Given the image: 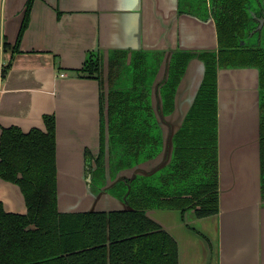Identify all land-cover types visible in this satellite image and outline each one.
Returning a JSON list of instances; mask_svg holds the SVG:
<instances>
[{"label": "flooded vegetation", "instance_id": "flooded-vegetation-1", "mask_svg": "<svg viewBox=\"0 0 264 264\" xmlns=\"http://www.w3.org/2000/svg\"><path fill=\"white\" fill-rule=\"evenodd\" d=\"M173 12L163 15L162 32L147 45L112 48L108 54L100 49L83 65L82 73L101 86L100 150L94 154L86 149V175L102 184L114 180L111 192L118 201L113 204L128 207L119 210H146L148 215L154 208H172L182 210L184 217L187 211L203 216L212 211L217 193L212 185L215 163L212 151L201 153L193 147V134L185 129L210 126L212 116L198 115L195 104L184 128L176 129L179 89L192 61L205 62L210 76L218 60L257 66L263 86L264 152V0H179ZM182 13L197 19V32L215 28L217 53L198 55L194 46H185ZM220 45L237 49L219 51ZM5 69L0 65L3 76Z\"/></svg>", "mask_w": 264, "mask_h": 264}, {"label": "crops", "instance_id": "crops-1", "mask_svg": "<svg viewBox=\"0 0 264 264\" xmlns=\"http://www.w3.org/2000/svg\"><path fill=\"white\" fill-rule=\"evenodd\" d=\"M28 2L0 0V65L7 67L0 74V137L3 127L12 125L25 131L46 129L44 115L55 114L60 170L67 176L86 174V149L100 150L101 86L74 69L83 67L90 50L108 54L112 48L155 40L163 15L178 11L179 0H33L28 26L14 51L11 45ZM180 19L186 47L217 41L214 27L201 33L195 17L182 13ZM0 199L9 211L27 210L19 185L1 177Z\"/></svg>", "mask_w": 264, "mask_h": 264}, {"label": "trees", "instance_id": "trees-1", "mask_svg": "<svg viewBox=\"0 0 264 264\" xmlns=\"http://www.w3.org/2000/svg\"><path fill=\"white\" fill-rule=\"evenodd\" d=\"M32 2L33 0L28 2L18 39L11 45L14 51L19 48L22 34L28 26ZM236 49L234 46L220 45L219 51ZM94 54L96 52H90L87 61ZM218 64L253 65L218 60L212 76L207 73L206 65L204 81L195 103L188 112L190 113L196 104L198 115L212 116L210 126L185 129L193 134V147L201 153L212 151L215 163L216 175L212 185L217 187V193L214 204H211L212 211L205 215L215 213L219 209L216 102ZM84 68L85 66L81 71H84ZM89 73L87 74L92 75ZM261 87L263 96L262 80ZM44 119L46 129L33 127L25 131L17 125L2 129L0 176L19 184L28 210L26 213L9 211L0 200V264H179L177 240L151 220L146 210L59 211L56 115L45 114ZM262 122L263 114L261 126ZM184 123L185 120L181 129L184 128ZM205 138L208 140L205 141ZM262 138L261 127L264 190ZM185 144L187 142H184ZM185 150L189 151V148Z\"/></svg>", "mask_w": 264, "mask_h": 264}, {"label": "water", "instance_id": "water-1", "mask_svg": "<svg viewBox=\"0 0 264 264\" xmlns=\"http://www.w3.org/2000/svg\"><path fill=\"white\" fill-rule=\"evenodd\" d=\"M213 43V46L204 43L193 51L198 54L206 50L215 52L217 41ZM83 67L74 72L84 75ZM205 72L206 64L202 60L192 61L189 65L178 93L180 122L176 129L182 127L195 103ZM216 74L219 209L205 216L187 211L184 217L182 210L172 208L158 211L159 217L150 212L148 215L177 240L179 264H264L260 70L254 65L218 64ZM57 127L56 117L59 211L128 209L126 204H113L118 201L111 192L114 180L108 178L102 184L92 181L83 171L76 176H67L60 170Z\"/></svg>", "mask_w": 264, "mask_h": 264}, {"label": "rangeland", "instance_id": "rangeland-1", "mask_svg": "<svg viewBox=\"0 0 264 264\" xmlns=\"http://www.w3.org/2000/svg\"><path fill=\"white\" fill-rule=\"evenodd\" d=\"M162 209H164V210H162ZM165 209H167V208H154L153 210L151 209V210H149V212H150V214H152L153 216H158V213H160V212H158V211H167V210H165Z\"/></svg>", "mask_w": 264, "mask_h": 264}, {"label": "built area", "instance_id": "built-area-1", "mask_svg": "<svg viewBox=\"0 0 264 264\" xmlns=\"http://www.w3.org/2000/svg\"><path fill=\"white\" fill-rule=\"evenodd\" d=\"M65 72H62L61 75L64 76Z\"/></svg>", "mask_w": 264, "mask_h": 264}]
</instances>
